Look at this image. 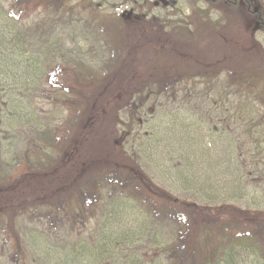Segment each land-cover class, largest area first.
<instances>
[{
  "label": "rangeland",
  "instance_id": "obj_1",
  "mask_svg": "<svg viewBox=\"0 0 264 264\" xmlns=\"http://www.w3.org/2000/svg\"><path fill=\"white\" fill-rule=\"evenodd\" d=\"M2 198L0 264H264V0H0Z\"/></svg>",
  "mask_w": 264,
  "mask_h": 264
},
{
  "label": "trees",
  "instance_id": "obj_2",
  "mask_svg": "<svg viewBox=\"0 0 264 264\" xmlns=\"http://www.w3.org/2000/svg\"><path fill=\"white\" fill-rule=\"evenodd\" d=\"M115 98H113L112 100L109 99V100H105L102 104H99V105H95L94 109L92 110V112L90 113L89 115V119L90 120H94L96 119V116L95 114L93 113H98V118L99 116H103L105 114V111L107 110V105L111 103V101H113ZM115 101H118L117 98L115 99ZM106 107V108H105ZM96 108V110H95ZM91 135H86V136H82L83 138H80V137H76L74 138L73 142L71 143L70 145V148H69V154L67 155L69 158L66 159V163L67 164H74L75 161H76V155H74V159H71V154L75 153V151H77V155L80 156L81 155V151H83V153H85L86 149L90 146V144L94 143V141H99V139L97 138L96 139V135H92L93 133H90ZM106 136V135H105ZM81 139V140H80ZM81 144H80V143ZM17 185V184H16ZM14 184L13 187H8L6 189V192L5 193H9L13 190H15V186ZM160 196H165L164 194H160ZM7 198V196H6ZM20 204L15 201V202H12L11 200L9 199H5V198H2L0 199V210H12V209H15L19 206ZM22 206V205H21ZM191 208V207H190ZM194 209H197L196 207L193 206ZM192 209V208H191ZM192 209V212L193 213H196V214H199V215H202L203 217L205 218H211V217H214V216H218V217H226V213H229L230 211L226 210V208H222V209H214L212 207H206V208H201L200 211H196ZM198 210V209H197ZM231 214V213H229ZM260 217H264V215L260 216ZM150 242H152V244L156 243L155 240H151L150 239ZM109 244V243H108Z\"/></svg>",
  "mask_w": 264,
  "mask_h": 264
}]
</instances>
